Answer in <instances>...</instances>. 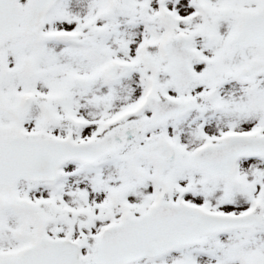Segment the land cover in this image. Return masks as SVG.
<instances>
[{
    "label": "snow or ice",
    "instance_id": "snow-or-ice-1",
    "mask_svg": "<svg viewBox=\"0 0 264 264\" xmlns=\"http://www.w3.org/2000/svg\"><path fill=\"white\" fill-rule=\"evenodd\" d=\"M0 264H264V0H0Z\"/></svg>",
    "mask_w": 264,
    "mask_h": 264
}]
</instances>
